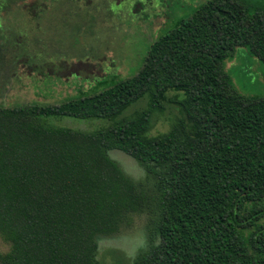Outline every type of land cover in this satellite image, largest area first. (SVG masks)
<instances>
[{
  "label": "trees",
  "instance_id": "trees-1",
  "mask_svg": "<svg viewBox=\"0 0 264 264\" xmlns=\"http://www.w3.org/2000/svg\"><path fill=\"white\" fill-rule=\"evenodd\" d=\"M28 1L0 0V16ZM241 48L264 64V9L209 0L161 30L131 77L57 104L0 106V235L10 245L0 264H102L97 238L148 210L154 243L129 264H264V96L244 94L229 73ZM167 114L169 131L151 136ZM61 117L109 126L50 123Z\"/></svg>",
  "mask_w": 264,
  "mask_h": 264
},
{
  "label": "rangeland",
  "instance_id": "rangeland-1",
  "mask_svg": "<svg viewBox=\"0 0 264 264\" xmlns=\"http://www.w3.org/2000/svg\"><path fill=\"white\" fill-rule=\"evenodd\" d=\"M31 0L0 16V106L57 104L76 98L110 76L128 78L141 67L161 30L189 18L209 0ZM264 9V0H244ZM144 6V7H143ZM9 16L7 23L5 18ZM1 17H3L1 19ZM237 88L247 95L264 96V64L238 49L228 66ZM145 102L125 113L132 115ZM170 115L158 119L151 136L170 129ZM56 127L93 132L109 126L104 120L61 117ZM110 158L135 182L146 173L135 159L119 150ZM153 212L131 215L119 233L97 238L102 264H129L154 243ZM10 245L0 235V255Z\"/></svg>",
  "mask_w": 264,
  "mask_h": 264
},
{
  "label": "flooded vegetation",
  "instance_id": "flooded-vegetation-1",
  "mask_svg": "<svg viewBox=\"0 0 264 264\" xmlns=\"http://www.w3.org/2000/svg\"><path fill=\"white\" fill-rule=\"evenodd\" d=\"M144 7V6H143Z\"/></svg>",
  "mask_w": 264,
  "mask_h": 264
}]
</instances>
